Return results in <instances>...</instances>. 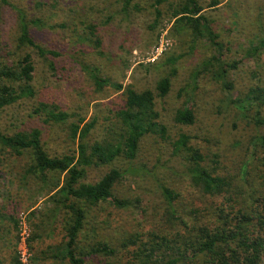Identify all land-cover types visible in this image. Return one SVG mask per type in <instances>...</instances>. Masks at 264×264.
<instances>
[{"label": "trees", "instance_id": "trees-1", "mask_svg": "<svg viewBox=\"0 0 264 264\" xmlns=\"http://www.w3.org/2000/svg\"><path fill=\"white\" fill-rule=\"evenodd\" d=\"M141 2L0 0V14L9 10L15 17L13 49L7 53L23 49L10 62L0 53V156L14 162H0V177L15 169L22 187L36 179L40 188L50 175L47 200L52 211H63L64 241L48 253L54 264L58 259L64 264H264V70L254 65L264 62V0L147 1L154 15L147 28L159 26V7L165 6L166 35L178 43L151 88L136 90L105 77L87 55L92 62L110 57L116 71L133 47V13L146 8ZM213 18L227 32L237 24V37H225ZM62 31L75 34L80 70L92 84L90 92L103 98L85 121L77 111L34 99L28 114L46 124L20 130L13 123L10 129L4 116L35 96L32 53L53 69L61 53L48 42ZM151 39L144 37L146 48ZM201 48L205 58L180 71L177 61ZM244 62L254 67L244 68ZM208 75L212 81L202 85ZM114 93L121 104L109 108L101 99ZM157 103L168 107L164 120ZM44 125L62 127L72 144L76 140L75 153L48 152ZM95 128L102 129L99 138L91 136ZM143 154L152 158L146 162ZM91 167L101 172L86 181ZM123 178L130 181L128 192L117 185ZM151 194L152 209H146ZM18 212L26 214V208ZM110 215L117 221L113 236L100 225ZM26 216L32 219L35 212ZM10 217L16 228V217ZM82 227L95 243L78 244ZM11 264H17L16 256Z\"/></svg>", "mask_w": 264, "mask_h": 264}, {"label": "rangeland", "instance_id": "rangeland-1", "mask_svg": "<svg viewBox=\"0 0 264 264\" xmlns=\"http://www.w3.org/2000/svg\"><path fill=\"white\" fill-rule=\"evenodd\" d=\"M147 1L150 0L141 2V4L146 7L144 10L133 13L134 16H136V20L133 22L136 26H132L134 29L130 31L133 37L131 40L133 47L128 53L123 55L120 64L119 62L117 63L121 66L118 67L116 71L111 67L110 57L102 56L99 58L100 62L99 60L92 62L94 60L93 56L87 55V58L90 60L89 63L97 65V67L99 66V72L105 77L107 76L110 80L121 83L122 86L130 84L136 90L151 88L153 81L158 76H161L166 68L163 64L164 58L169 52H175L173 50L178 43L175 38L166 35V29L169 27V12L165 6L159 7L161 11L159 26L153 29L147 28V25L151 23L154 17L153 11L148 7L149 2ZM220 5L218 7H220ZM216 9L218 11L219 8ZM219 11H221V9H219ZM211 15H214L213 12H211ZM213 19V26L219 28L221 24L225 30L226 25L222 24L223 22H220L216 18ZM122 25L124 26V24ZM231 25L232 28L230 27V32L225 30V37L231 35L234 39L237 37L236 34L239 32V27L235 23ZM14 27L15 17L12 12L8 10L0 14V53L3 55L1 60L5 62L14 60L23 50H14L13 55L7 53L13 49L14 37L16 35L14 34ZM116 34L114 29L113 36L115 37ZM139 34L142 36H139ZM149 35H152V39L149 42L153 41V44L146 48L144 37L147 38ZM75 39V34L71 31H62V33L56 37L50 36L48 44L51 45L52 49L61 53L59 56L54 57L53 69L43 63L42 60L34 54L35 52L32 53L31 56L34 62V69L31 83L35 90V96L33 99H23L20 103L14 104L12 107L13 110L8 111L7 115L4 116L5 122L10 129L13 123H16L20 130H28L33 126H37L36 124H46L41 122L37 116L28 114L33 108L30 102L34 99L52 101L62 110L77 111L79 116L83 117L84 121L91 117L93 111L92 107H94V105H96L95 102L103 98V96L96 93L94 95V93L90 92L92 84L80 70L79 62L82 61L83 57L77 53ZM118 39L120 38H117V40ZM205 42L206 40L204 39L203 43ZM113 48V51H115V47ZM201 51L198 53V50H195L191 54L178 60V69L180 71H187V69H185L187 65L194 64L195 62H199L200 59H204L206 56L204 48H201ZM250 64L251 62L242 63L244 68L254 67ZM258 64L260 69L264 70L262 58L254 64L256 68ZM211 81L208 75L204 78L202 85H206ZM101 102L107 104L109 108H114L115 106H120L121 96L115 93L110 94L108 98L101 99ZM156 108L160 110V120H164L166 115L169 116L166 110L168 107L164 104L157 103ZM13 111L15 114H10ZM45 126L46 125L42 127V137L45 142L48 143V148L46 149L48 152L54 155H71L75 153L76 140H73L72 144L62 127L52 129L49 126ZM49 128L53 130V133L50 132ZM101 133L102 129L98 132L95 128L91 136L99 138ZM149 142L150 139L148 138L145 144H149ZM151 158L152 156H147V158H145L143 154V160H146V162L147 159ZM118 160L116 159L114 161L117 166L121 165V162ZM0 162L2 165H7L10 161H7V159L5 161L1 160L0 156ZM10 163L14 164L13 161ZM100 172V167L87 168L84 179H86V181L94 180L98 177ZM15 174L16 170L14 169L13 172L2 173L0 177V264H11V258L13 256H16L17 264H21L20 258L22 257L25 258L24 264H54L48 253L64 241V238L60 239L61 234H63V211H52V205L47 200L50 194L49 192H51H47L50 175L44 186L38 188L41 182L36 179L26 181L25 186L22 187V183H18L15 179ZM60 177H62V175ZM55 178L52 182L56 180ZM117 185L121 186L122 190H126V192L131 190L130 181H128L127 178L121 179ZM136 191L137 190H134V192ZM113 194L114 196L116 195L115 193ZM151 197L154 198L155 194L148 195L145 198V202L147 203L146 209H152L151 202L148 201ZM219 202L220 197L215 198L213 204ZM24 208H26V214L17 213V211ZM30 210L35 212V216L32 219H28L26 216ZM94 210L98 211L97 209ZM11 215L17 219L16 228H14L11 222ZM97 215L98 214L91 216ZM114 216L118 218L120 213L115 212ZM89 222L91 223V221ZM116 224V219H112V215H110L107 221L105 218V222L100 225H102L105 234L113 236V227ZM118 229H116V231ZM78 235V238H80L78 244L84 241L89 244L96 242L94 235L86 231L84 227L78 232ZM78 249L79 248H76L75 250ZM57 253L59 252L57 251L55 254L57 255ZM32 257H34L33 260ZM65 262L64 260L58 259L55 264H64Z\"/></svg>", "mask_w": 264, "mask_h": 264}, {"label": "built area", "instance_id": "built-area-1", "mask_svg": "<svg viewBox=\"0 0 264 264\" xmlns=\"http://www.w3.org/2000/svg\"><path fill=\"white\" fill-rule=\"evenodd\" d=\"M21 264H24L25 258H20Z\"/></svg>", "mask_w": 264, "mask_h": 264}]
</instances>
